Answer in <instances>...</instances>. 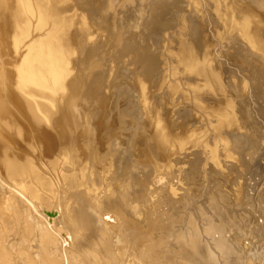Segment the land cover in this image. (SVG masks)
Listing matches in <instances>:
<instances>
[{"label":"bare ground","instance_id":"1","mask_svg":"<svg viewBox=\"0 0 264 264\" xmlns=\"http://www.w3.org/2000/svg\"><path fill=\"white\" fill-rule=\"evenodd\" d=\"M77 1L80 2L81 0ZM77 1L0 0V264H246L244 261L247 262L248 252L246 253L242 244L239 243V237L242 236L246 230L248 231L251 229V226H253L251 223L255 222L257 217L255 218V212L251 211V209L250 211L252 213L247 212L246 209L243 210L245 206L243 207L238 205L239 203L237 204L238 198L235 197V199L232 197L233 201L230 200L231 197H229V194L231 191L229 192V190L222 189L224 186L221 188V184L224 181H219V179L217 180L215 178L219 177L225 179L226 174L224 175L223 171L229 168L226 162L229 159V162L234 159V149L237 146L241 147V145H239L240 142H242L241 139L249 133V131L248 133L246 132V134L244 133L245 136L242 133L241 135L243 138L241 139H238V137H241L240 135L237 137V135H235L236 133H233L235 130L233 126L237 123L235 120H238L236 119L238 114L237 109L240 111L241 107L236 108V106H239L237 105L238 103L234 101L235 98L233 99L232 96H230L229 91H231V89H229V86L234 87L236 84H234V82L231 83L232 80L226 81L228 77L226 80L222 81V72H219L218 69L212 66L215 65V62H213L212 65L209 63V56H207L208 52L205 54L195 52L196 50H193L194 48H192V45H182L180 43L182 41H179L181 45L180 49H176L179 51H173L175 53L177 52L176 55L172 53L179 60L174 58V56L172 58H174V60L177 59L182 68L179 69V67H177L176 69L178 71H175H177V73H192V75H195L196 79H190V81L187 80L186 82L185 79L189 78L191 75L188 77L186 76L187 78H181V76L179 78L178 75L180 73L178 75L176 73L177 76L174 75V77H171L169 80L166 77L168 81L162 82L169 92L168 94L164 91L167 93L165 100H167L168 96L169 98L174 95L177 97L176 92L178 93L182 90L184 94L181 93L184 95V100L187 98L192 101L193 105L191 107L197 110L198 116L202 113H204V115L208 113L209 117L211 116L210 118L214 120V122H212L209 118L210 122H212L209 125L211 129L208 127V131H210L213 136H208L206 132L203 131V128L206 126H202L203 130L200 131L199 128L201 126L199 125L203 124H200L201 122H199V124L197 123L199 127L195 125L196 123H192L195 125L194 128L193 126H189L188 128L183 126L182 128L183 122H180L181 125L178 124L179 120L175 122V120H177V118H175L176 116L174 117L175 120L168 119L162 112L161 106L153 103V97L156 95L153 88H156L154 87L156 81H152L153 76H150L152 77L150 78L151 80L148 78L153 68H158L155 67L158 57H156V59L152 57V53L150 52L151 49L149 50L151 54H149V52L147 53L148 49L145 47L141 48L142 50L140 49V53L138 51V57L136 56L137 60L135 56L133 57L136 60L135 66L137 65V68H139V64L141 68V72L138 70L140 74L138 75L137 73L136 79H134L138 91L135 89L134 92L136 95L132 93L133 96L135 95V101L137 102L134 101L135 104L131 102V105H125L131 107H126L124 111H121L120 106H118L116 107L118 108V113H115L108 108L109 96L107 95L109 94L106 92V87L108 88L109 82L105 79L103 80L104 75H107V73H105L107 70L105 69L106 66L104 62L100 58H97L100 53L98 54L95 52L96 50H93V48L88 45L89 42H87L88 44L86 43L89 39L85 38L86 34L78 37H83L82 40L80 39L81 43L76 41L77 44L80 43V49L76 47V50L73 49V44L71 45V41L69 42V40L74 37L71 36L72 38L69 39L71 27L76 24L73 23L74 16H76V18L77 16H81L80 20L83 26H86L88 22H90L88 21L86 24L87 18L89 17L87 16L85 18L84 12L81 14L82 11H79L80 8ZM147 1L149 2L151 0ZM159 1L160 0H156L155 2L152 1L147 7L144 18V23H146L145 25L147 27H155V25L161 23L166 9L173 4L179 3L177 0ZM215 1L218 7H226L227 1L224 0V3L222 2L223 0H220L222 6L218 4L220 3L219 0ZM231 1L232 0H230V2ZM243 1L241 2L243 3ZM246 1L245 4L251 2L253 5L256 4L264 10V0ZM113 2L115 3V0H113ZM113 2L110 4H113ZM127 2L125 1L124 4L126 5ZM137 2L140 4V0H137ZM212 2L214 1L212 0ZM235 2L233 3L232 1L231 3L235 6L238 4ZM237 2H239V0ZM134 4L131 3L130 7L131 5L134 6ZM195 4L197 5V1ZM223 4H225V6H223ZM91 5L92 4H89L88 6L90 7ZM106 5L109 7V4ZM119 5H117V7ZM214 5L212 6L214 7ZM242 5L243 4H241V6ZM100 6H102V4ZM217 6L215 5L216 8L214 7V11L218 15V18L222 19L224 15L221 13L223 11L221 12V9ZM241 6L238 5L239 8H241ZM130 7L124 8L130 9ZM213 7L212 13L214 12ZM238 7L236 8L235 6L234 10L236 11ZM82 8L83 7H81V9ZM229 8L231 9V6H227L226 9L224 8V11L229 12ZM244 8H247V6ZM251 8L253 7L251 6ZM88 9L90 11V8ZM106 10L108 11V9ZM123 10L125 9H122V11ZM251 10L253 11V9ZM251 10L247 13L250 12L249 14H251ZM256 10L260 9L256 8L254 12ZM132 11L131 9L130 13L135 12ZM230 11L232 12V10ZM100 12L103 14L104 10ZM114 14L116 15V12ZM230 14L231 13H229V15ZM257 14L261 13L259 12ZM126 15L127 14H125L124 17L127 18ZM248 15L245 14L241 16L242 18L239 20L232 17L235 15L229 18L227 13V19H229V22L231 21V25L227 22L230 25V28L227 26V32L232 34L231 37L239 43V46H246V48L244 47L246 51H243L246 54L245 57L252 54L264 61V41H262L259 34L255 31L253 32L251 28L252 20H256L251 19L253 14L251 18L250 15ZM262 15L264 16L263 12ZM131 16V19H133V16L135 17L133 14ZM137 17H135V19H138ZM142 17L139 18L141 19ZM166 17H168V15ZM146 18H148V20H146ZM140 19L138 20L140 21ZM99 20H101V18H99ZM134 21L136 22L137 20ZM225 21H223L224 24H226ZM259 21L262 22V20ZM122 22L123 21H121L120 24L118 22L116 23L121 26L128 21ZM220 22L221 21L217 22L218 26ZM130 23L127 24V27ZM257 23H255L256 26H259ZM76 25L79 26L80 24L78 25L77 23ZM129 26L131 27V24ZM262 26H264V24L261 25V28L259 26V28L263 29L264 27L262 28ZM86 28L85 30H87ZM215 29L217 31L216 27ZM222 29L220 30L226 32V29ZM107 30L110 29L107 28ZM124 31H126V27ZM260 31L264 32L262 30ZM121 32L117 33V35H114L116 33H113V31L110 32L114 35L113 38L117 36L120 42L117 43V46H120L121 43L122 45L123 43L126 44L124 41L125 37L123 38V33ZM143 32L145 33V31ZM218 34L219 33H217V35ZM221 35L223 34L221 33ZM132 37L135 39V36L132 35L131 38ZM220 37L222 38L223 36ZM231 37L229 36V38ZM186 38L189 39L188 37ZM199 38L196 39V42L200 44H198V47L201 48V39L203 40V38ZM223 39L225 38L223 37ZM96 40L98 41V39ZM183 40L186 41L185 39ZM205 40H207V37ZM91 41L93 42L94 40L92 39ZM190 41L188 40V42ZM114 42L116 44V41ZM228 42H231L230 39ZM140 44L142 43L140 42ZM145 44L146 43H144V45ZM91 45L95 46L96 44ZM124 46L125 48L127 47L126 45H123V47ZM134 46L135 45L132 47L134 48ZM196 46L197 45H195V47ZM206 46L204 47L205 51L207 50L205 49ZM120 48L122 49V46H120L119 49ZM127 48L126 51L128 50ZM97 51L100 52L99 50ZM127 52L125 54H128ZM242 55L243 53L241 56ZM251 59H248L249 62H254V60ZM158 60L159 59H157V61ZM123 61H125L124 58ZM176 61L175 64L172 62L174 66L178 63H176ZM263 61L262 63L264 64ZM159 62L157 63L159 64ZM167 62H170L171 65V61ZM259 63L261 64V62ZM127 65H129V63ZM177 65L179 66V64ZM255 65L254 63V66ZM263 66L260 67L263 68ZM130 68L132 70L133 67ZM255 68L257 67L255 66ZM136 69H134L135 72ZM163 69L168 70V67ZM174 69L175 67L171 70ZM117 70L116 72H118ZM113 71L114 73H112L115 74V70ZM158 71L159 70L156 72ZM162 71L166 72L164 70H161V72ZM259 71L261 73L264 70ZM237 72L240 74L239 71ZM133 74H131V76H134ZM156 74L158 75L159 73ZM127 75L125 74L124 76ZM260 75L261 74L258 76L260 77ZM109 76L112 78L113 75ZM119 76L122 75L119 74ZM110 77L109 80L111 79ZM163 77L165 78V76ZM191 78L194 79L193 77ZM119 79H117V81ZM127 81H130L129 78ZM261 81L262 84H264V81ZM131 84H134V82L132 81L130 85ZM159 84L157 85L159 86ZM238 85L237 88H239ZM119 87L120 85H118V88ZM162 88L163 86L161 85V88L157 89ZM258 90L260 89L258 88ZM236 91L240 93L242 90L240 91L237 89ZM262 91H264V88ZM262 91L260 90L261 93ZM203 92L206 93L204 94ZM121 93L123 94V92ZM261 93H258V95L261 96ZM161 95L158 94L157 96L160 97ZM200 95H203L202 98L206 96V98H208V95H210L215 99H212L213 102L210 105L207 103V105L204 99V101H202V98L200 100ZM234 95L235 94H233V96ZM236 95L239 94L236 93ZM243 95H245V93ZM162 97L164 96L162 95ZM162 97L160 100L163 102L162 99L164 98ZM178 97L180 98V96ZM210 98H208V102ZM174 100L172 103H175ZM186 100L184 102L187 103ZM164 102L166 103L167 101ZM160 105H162V103ZM113 107L114 106H112V108ZM187 107L189 108V106ZM174 108L172 109L175 110ZM183 108L185 109V107ZM112 111L114 113H112ZM243 111H245V109ZM190 113L192 112L190 111ZM170 115L171 114H169V116ZM195 115L193 117H195ZM121 117L126 120H131V122L128 123L127 121L126 124H122L124 123L122 121L126 120H121L122 123H120L119 118ZM204 117L201 118L203 119ZM237 118H240V116ZM254 119L256 120V118ZM204 121L206 120L204 119ZM207 121L209 122V120ZM136 122L139 126L135 125ZM247 122H250L249 119ZM132 124L136 127L138 126V128L135 129L132 127ZM205 125L207 124L205 123ZM231 126L232 128H230V130L233 132L227 133L225 128L229 129ZM235 126L237 127V125ZM240 127H242V125H240L239 128ZM222 129L225 131V134H227H224L225 137L221 134L223 133L220 131ZM127 130L129 132L125 133ZM205 134L207 135L206 138L211 136L210 138H212L213 142L210 143L208 139L204 138L206 136ZM229 137L232 139L230 138V140ZM255 137H257V135ZM243 141L245 142L244 139ZM247 142L248 146H246V148L249 146L251 147V150H247L250 151L251 160L255 159L254 157H256L259 152L256 146L257 144L255 142L254 144H256V147H254V144H252L250 140ZM247 144L245 143V145ZM197 150H199L200 153ZM220 150L222 151L220 155H224L222 159L220 158L221 156H218ZM137 151L140 152V154H138ZM195 153L201 154L202 157H207V160L209 157V160L213 162L210 167L208 166L210 162H204L205 167L210 171L207 172L211 175L212 181L207 179L208 181L210 180L211 183L209 181L210 184H207L208 186L205 188L203 186L201 189L200 187H202L204 181L198 183V177L201 176V174L199 175L200 171H198V168L194 167V165L197 164L195 161L198 158V156L197 158L194 156L196 155ZM243 153L241 155H243ZM187 154L190 155L186 156ZM182 155L187 158H184V160L181 158ZM190 156L195 158V160L192 158V160H190L188 158ZM202 159L199 158L198 160L201 161ZM201 162L203 163V160ZM229 162L228 164H231V162ZM205 167L203 166V168ZM208 176H206V178ZM197 189L201 193L199 191L197 193ZM238 193L239 192H235V194H237L236 196H238ZM243 197L245 196L243 195ZM261 197H259L260 200H258V205H260L261 201H264ZM246 200H249V198ZM250 204L251 202L248 205ZM183 205L186 206L185 214L181 209L179 210ZM240 206L242 208H240ZM154 210L158 213L160 212L163 217L166 215L167 219L161 224L152 222L151 220L155 219V217L151 218L149 215L152 214ZM226 223L230 226L226 227ZM231 227L236 228L238 232V235L233 238L231 234L226 235L230 230L234 231V228ZM249 227L250 229H247ZM259 228L261 229V226ZM259 228H256L257 232L262 231V229L259 230ZM215 231L220 233V235L217 234L218 237H215ZM253 231L255 232V229ZM210 235L213 236L211 238H206ZM243 243L245 242L243 241ZM250 248L252 251L253 247ZM257 250L259 252V249ZM251 251H249L250 255L248 254L250 258L251 256L255 257V254L258 253L257 251L256 253H254L255 251ZM256 257L259 258L258 254ZM258 263L261 264L260 262Z\"/></svg>","mask_w":264,"mask_h":264},{"label":"rangeland","instance_id":"2","mask_svg":"<svg viewBox=\"0 0 264 264\" xmlns=\"http://www.w3.org/2000/svg\"><path fill=\"white\" fill-rule=\"evenodd\" d=\"M75 1V0H74ZM77 1V0H76ZM90 1H94V0H81L80 2L79 1H77L79 4V11L81 10L82 11V13L81 14H83V12H84V15H85V18L88 16L89 18H87L86 20V24H87V22L88 21H90L91 22V24H90V22H88V24L86 25V26H83L82 24H81V16L80 17H78L77 16V18H76V16H74L75 18L73 19V23H78V25L79 26H81V27H79V26H77L76 24H74V26L73 27H71V30H70V33H69V39L70 38H72L71 36H74L73 37V39H74V42H73V39H70L69 40V42L71 41V45H72V47H73V49H75L76 50V48H78V49H80V47L81 46H79V44L81 43V40H82V38L83 37H81V38H78V37H80L81 35L82 36H84L85 34V38H92L94 41V43L91 41L92 39H86L87 41H86V43L87 42H89V46L90 47H92L93 48V50H96L95 52H97L98 54H99V57H97V58H100L103 62H104V64H105V69L107 70V72H105V73H107V75H104V78H103V80L105 79L106 81H108L109 83V85H108V88L106 87V89H107V91L106 92H108L107 94H109V95H107V96H109V100H108V108L110 109V110H113L115 113L117 112V110H118V108H116V107H118V106H120V109H121V111H124V109L127 107V106H125V105H131L132 103L133 104H135L134 103V101L136 100V97H135V95H136V93L134 92L135 91V89H136V86H135V80L134 79H136V76H137V73H138V75L140 74L139 72H141V68H140V66H139V64H138V67L139 68H137V65L135 66V64H136V60H137V58H136V56L138 57V54L140 53V51L142 50L141 48H147L148 50H147V53L149 52V50H150V52L152 53H150L149 52V54H151V56L152 57H154L155 59H156V57H158L157 59H159L158 61H157V59H156V64H155V67H158V68H153V73L152 72H150V74H152V75H150L149 74V80H151L150 78H152V77H150V76H153V78H152V81H156L155 82V86L154 87H156V88H153V91H155V93H156V95L153 97V103L154 104H156V105H158V106H161V108H162V112L165 114V116L168 118V119H170V120H175L174 119V117L175 118H177V120H175V122L176 121H178V124L179 125H181V123H182V128H183V126H185V127H189V126H193V128L195 127V125L197 126L198 124H199V122H201L200 124H202V125H199V126H201L199 129H200V131L201 130H203V131H205L206 132V134L209 136V135H211V136H213V134H211L210 133V131H208L209 129H208V127H210L209 125H210V123H212V122H214V120H213V118H210L209 117V115H208V113L207 114H205L204 115V113H200L201 115H197V110L196 109H194V107H191L192 105H193V103H192V101L190 100V99H187V98H185V100L187 101V103L186 102H184L185 100H184V93H183V91L181 90H178V91H180V92H176V96L177 97H175V95L173 96V97H170L169 98V96L167 97V100H165L166 98H165V96L167 95V93L169 94V92H168V89H166V87H165V85H163L164 83H162V82H166V81H168L169 79H171V77H174V75L175 76H177L179 73V75H178V77L180 78V76H181V78H187L189 75H191V76H189V78H187V79H185L186 80V82H187V80L188 81H190V79L191 80H195L196 78H195V75L193 74L192 75V73L190 74H188V73H185V72H178L177 73V67H179V69L180 68H182V66L180 67V63L178 62V58L176 57V56H174V54H172V53H175V52H173V51H179V50H176V49H180V44H179V41H182V42H180L182 45L183 44H189V45H192L193 47L192 48H194L193 50L195 51V52H201L202 54H205L206 52H208L207 53V56H209L208 58H209V60L211 61H209V63H211V65H212V63L213 62H215L214 64L215 65H212L213 67H215L216 69H218L219 70V72H222L221 74H222V81L223 80H226V78H227V80L226 81H231V83H233L234 82V84H236V85H234V87H232V86H229V89H231V91H229L230 92V96H232V98L234 99V101L235 102H237L236 104L239 106V107H237L236 106V108H240V111H239V109H237V112H238V114H237V117L238 116H240V118H237L236 117V119H238L239 121L240 120H242L243 121V123H242V121H238V120H235L237 123H239L240 125H242V127H240L239 128V124H237L236 122V124L235 125H237V127L235 126H233V128L235 129L234 130V132L233 131H231L230 130V128H232V126L231 127H229V129L228 128H225L224 130L225 131H227V133H236L235 135H237V137H238V135H240L241 137H238V139H241V138H243V136L241 135L242 133L244 134H246V132L248 133V131H249V133H248V137L247 136H245V134H244V140H245V142L243 141V139H241L242 140V142H240V144L239 145H241V147H239V146H237L235 149H234V159H232L230 162H231V164H233V165H231V164H228V162H229V160L226 162L227 163V165L229 166V168H227L225 171H223L224 172V175H225V179H221V178H219V177H215L217 180L219 179V181H221V180H223L222 182L224 183H220L221 184V188L222 189H225V190H229V192H230V194H229V197H231L230 198V200H232L233 201V199H232V197L233 198H238L239 200L237 201V204L238 205H241V206H245L244 208H243V210H247V212H250V213H252L251 211H253V212H255V218H256V223L255 222H252L251 224L253 225V226H251V229H250V227L249 228H247V229H250V230H246L243 234L245 235H243L242 234V236H240L239 238H240V240H239V243L240 244H242V247L244 248V250L246 251V253H247V262L246 261H244V263H246V264H257L258 262H260L261 264H264V257H263V253H264V231H263V228H264V201H261L260 202V205H258V200H260V198L259 197H261L262 195V197H261V199H263L264 200V91H262L263 90V88H264V84H262V81L261 80H263L264 81V71H262L261 73H260V71L259 70H264V64L262 63V61H263V59H259V58H257L256 57V55H250V57L252 58H248V56L249 55H247L246 57H245V49H244V47L246 48V46H239V43L235 40V39H233L232 37H231V33L229 34L227 31H228V29H227V26H229L228 28H230V25H231V21L229 22V19H227V17L229 16V18H232V17H235V19H241L242 17L241 16H243V15H245V14H249V13H247L249 10H251V9H253V11L251 10V14H249L250 15V18L252 17V14H253V17L251 18V19H256V20H252L253 22L251 23V28H252V30H253V32L255 31L256 33H258L259 34V36H260V38L262 39V41H264V37H262V36H264V32H261L260 30H262V31H264V26H262V28L263 29H260L261 28V25H263L264 24V16L262 15V12L264 13V10L262 9V8H260L259 6H257L256 4V6L255 5H253V3H251V2H249V3H246L245 4V1H243V0H239V2H237L238 0H236V2H235V0H232L233 1V3L235 2V3H238V4H236L235 6H236V8L238 7V5L239 6H241V4H243L242 6H241V8H239L238 7V9H236V11L234 10V8H235V6H234V4L233 3H231L230 2V0L228 1V0H225V1H227L226 2V7H218L217 6V4H215V0H213L214 2H212V0H177V2H179V3H176L175 5L173 4L172 6H170V7H168L167 9H166V12H165V15H164V17H162V22L161 23H159V24H157V25H155V27H147L145 24L146 23H144V21H145V14H146V12H147V7H148V5L150 4V3H152V1H156V0H151V1H147V0H140V4H141V6H140V4H138V2H137V0H134V1H130V0H128V2H127V0H118V2H117V0H115V3L113 2V0H111V2H110V0H100V3L102 4V6H100L101 4L99 3V0L98 1H94L93 3L92 2H90ZM105 1V2H104ZM122 1V2H121ZM126 1L127 2V4L125 5L124 4V2ZM161 1H164V0H160L159 2H161ZM173 1V0H172ZM171 1V2H172ZM181 1V2H180ZM197 1V5L195 4V2ZM199 1V2H198ZM209 3H208V2ZM222 1V0H221ZM241 1H243V3L241 2ZM83 2H84V4H83ZM87 2H89V3H87ZM104 2V3H103ZM107 2V3H106ZM113 2V4H110V3H112ZM116 2H117V4H116ZM120 2H121V4H120ZM134 2H135V4H134ZM174 2H176V1H174ZM203 2V3H202ZM219 2H220V0H219ZM222 2H224V0L222 1ZM247 2V1H246ZM86 3V4H85ZM109 4V7H108V5H106V4ZM132 3V4H134V6L133 5H131V7H130V4ZM147 5H146V4ZM198 3H199V6H198ZM217 3H218V1H217ZM225 3V2H224ZM81 4V5H80ZM89 4H92L90 7L88 6ZM99 4V5H98ZM104 4H105V6L107 7H105L104 6ZM120 4V5H119ZM183 4V5H182ZM219 8V9H221V14L222 15H224L223 17H222V19H223V21H225V19H226V24H224V22L222 21V19H219L218 18V15L216 14V12L214 11L215 10V5ZM219 5H221L222 6V3L220 2V3H218ZM249 4H250V6H249ZM98 5V6H97ZM117 5H119L118 7H117ZM121 5H122V7H121ZM125 5V6H124ZM146 5V6H145ZM182 5V6H181ZM212 5H214V7L212 6ZM85 6V7H84ZM104 6V7H103ZM111 6V7H110ZM113 6V7H112ZM116 6V7H115ZM130 7V9H126V8H129ZM144 6V7H143ZM197 6H198V8H197ZM223 6H225V4H223ZM227 6H231V9L230 10H232V12L229 10V12H226V11H224V8L226 9L227 8ZM247 6V8H244V7H246ZM249 6V7H248ZM251 6L253 7V8H251ZM255 6V7H254ZM81 7H83L82 9H81ZM92 7V8H91ZM96 7V8H95ZM102 9H101V8ZM124 7H126V8H124ZM138 7V8H137ZM146 7V8H145ZM205 7V8H204ZM212 7L214 8L213 9V13H212ZM232 7H233V9H232ZM259 7V8H258ZM88 8H90V11H89V9ZM98 8V9H97ZM100 8V9H99ZM105 8V9H104ZM111 8H112V10H111ZM116 9V11H115V9ZM125 9V10H123V11H125V12H123L122 11V9ZM136 8V9H135ZM249 8H251V9H249ZM257 8V9H260V10H256L255 12H254V10ZM84 9V10H83ZM85 9H87V10H85ZM93 9V10H92ZM106 9H108V11L106 10ZM131 9L133 10V11H135L134 13H130L131 12ZM135 9V10H134ZM174 9H175V11H174ZM239 9H240V11H239ZM244 9V10H243ZM249 9V10H248ZM95 10V11H94ZM103 10H104V12H103ZM118 10V11H117ZM120 10H121V13H120ZM138 12H137V11ZM142 10V11H141ZM182 10V11H181ZM241 10H243V11H241ZM246 10H248V11H246ZM87 11V12H86ZM100 11H102L103 12V14L100 12ZM132 11V12H133ZM140 11V12H139ZM184 11V12H183ZM233 11H235V12H233ZM238 11V12H237ZM245 11V12H244ZM257 11H259L261 14H257V13H259V12H257ZM85 12H86V14H85ZM89 12V13H88ZM93 12V13H92ZM113 12V13H112ZM116 12V15L114 14ZM118 12V13H117ZM123 12V13H122ZM143 12V13H142ZM145 12V13H144ZM179 12V13H178ZM184 14H183V13ZM187 12V13H186ZM224 12H226V13H224ZM241 12H242V14H241ZM245 14H244V13ZM101 13V14H100ZM104 13H105V15H104ZM109 13H111V14H109ZM141 13V14H140ZM171 13V14H170ZM181 13V14H180ZM227 13H228V16H227ZM229 13H231L230 15H229ZM241 15H240V14ZM79 14V13H78ZM80 14V15H81ZM120 14H123V15H120ZM125 14H127L126 16H127V18L126 17H124L125 16ZM129 14V15H128ZM135 15V17H137L138 19H140L139 17H142L141 19H140V21L138 20V19H135V17L133 16V19H131V15ZM174 14V15H173ZM197 14V15H196ZM255 14V15H254ZM94 15H96V16H94ZM110 15V16H109ZM118 15V16H117ZM137 15V16H136ZM168 15V17H166ZM179 15V16H178ZM187 15V16H186ZM216 17H215V16ZM225 15H226V17H225ZM232 15H235V16H232ZM248 15V16H249ZM259 15V16H258ZM262 17H261V16ZM122 16V17H121ZM129 16H130V18H129ZM230 16H232V17H230ZM256 16V17H255ZM91 17V18H90ZM115 17V18H114ZM121 17V18H120ZM179 19H178V18ZM257 17H261L260 19L259 18H257ZM94 18V19H93ZM99 18H101V20H99ZM105 20H104V19ZM184 18V19H183ZM209 18V19H208ZM212 18V19H211ZM218 18V19H217ZM263 18V19H262ZM96 19V20H95ZM108 19V20H107ZM114 19V20H113ZM121 19V20H120ZM131 19V20H130ZM257 19H258V21H257ZM134 20H137L136 22L134 21ZM146 20H148V18H146ZM204 20V21H203ZM231 20V19H230ZM259 20H262V22L261 21H259ZM94 21V22H93ZM97 21H98V24H97ZM102 21V22H101ZM118 22L119 24H120V22L121 21H123V22H127V23H121L122 25L120 26V25H118V23H116V22ZM132 21V22H131ZM218 21H221L220 23H219V26H218V24H217V22ZM254 21H255V23H257V22H261V23H257V24H259V26H260V28H259V26L257 27L256 26V24L254 23ZM117 24H115V23ZM131 22V23H130ZM134 22V23H133ZM141 22H142V24H141ZM165 22V23H164ZM185 22V23H184ZM210 22V23H209ZM223 22V23H222ZM230 23V25L228 24V23ZM94 25H93V24ZM103 23V24H102ZM128 23H130L131 24V27L128 25V27H127V24ZM133 23V24H132ZM201 23V24H200ZM105 24H107V25H105ZM161 24V25H160ZM223 24H224V26L226 27H224L223 26ZM254 24V25H253ZM77 27H76V26ZM98 25V26H97ZM109 25V26H108ZM124 25V26H123ZM159 25V26H158ZM221 25H222V28L227 32H224V31H221L220 29H222L221 28ZM89 26H91V27H89ZM93 26V27H92ZM96 26V27H95ZM108 26V27H107ZM134 26V27H133ZM157 26V27H156ZM166 26V27H165ZM198 26V27H197ZM217 28V31H216V29H215V27ZM87 27V28H86ZM106 27V28H105ZM125 27H126V31H124V29H125ZM203 27V28H202ZM78 28H80V29H78ZM84 28V29H83ZM85 28L87 29V30H85ZM95 28V29H94ZM97 28V29H96ZM102 28V29H101ZM107 28L108 29H110V30H107ZM137 28V29H136ZM141 28V29H140ZM201 28V29H200ZM218 28H220V29H218ZM75 29V30H74ZM82 29V30H81ZM122 30V32H121V30ZM129 29V30H128ZM131 29V30H130ZM222 29V30H223ZM77 30V31H76ZM79 30V31H78ZM81 30V31H80ZM84 30V31H83ZM119 30V31H118ZM139 30V31H138ZM141 30V31H140ZM192 30V31H191ZM195 30V31H194ZM207 32H206V31ZM258 30V31H257ZM85 31H86V33H85ZM111 31H113V33H116V34H114V35H117V33H123V38H124V41L126 42V44L125 43H123V45H126L127 47L129 46V45H131V46H129L127 49L129 50H127L126 51V48H125V46L123 47V45H122V43H121V45L120 46H122V49L120 48L119 49V47L120 46H117L118 44V38H117V36L116 37H114L113 38V36L114 35H112V33H110ZM115 31V32H114ZM128 31V32H127ZM143 31H145V33L143 32ZM159 33H158V32ZM212 31V32H211ZM107 32V33H106ZM125 32H127V33H125ZM184 32V33H183ZM205 32V33H204ZM259 32H261V33H259ZM89 35H88V34ZM154 33V34H153ZM217 33H219L220 34V36H223L225 39H223V37L221 38L220 36H219V34L217 35ZM221 33L223 34V35H221ZM76 36H75V35ZM159 34V35H158ZM183 34H185V35H182ZM198 34V35H197ZM204 34V35H203ZM78 35V36H77ZM102 35V36H101ZM105 35H107V36H105ZM108 35H111V36H108ZM135 36V39H134V37H132L131 38V36ZM145 35V36H144ZM89 36V37H88ZM90 36H93V37H90ZM129 36V37H128ZM169 36V37H168ZM180 36H182L183 37V39H185L186 41H184L183 39H182V37H180ZM198 36V37H197ZM207 37V40H205V38ZM229 36L231 37V38H229ZM137 37V38H136ZM140 37V38H139ZM186 37H188L189 39H187ZM203 38V40L201 39V43H202V46H201V48H199L198 47V44H197V38ZM227 37V38H226ZM117 38V39H116ZM199 38V39H200ZM81 39V40H80ZM96 39H98V41L96 40ZM103 39V40H102ZM132 39H134V40H137L138 42H139V40H140V42L142 43V44H140V42L138 43L137 41H134V40H132ZM143 39V40H142ZM161 39V40H160ZM190 39H191V41H190ZM195 39V40H194ZM212 39V40H211ZM221 39H223V40H221ZM228 39V40H227ZM229 39H230V41L231 42H228L229 41ZM100 40V41H99ZM107 40V41H106ZM109 40V41H108ZM151 40V41H150ZM163 40V41H162ZM188 40L190 41V42H188ZM210 40H211V42H210ZM227 40V41H226ZM80 42V43H78L77 44V42ZM105 41V42H104ZM114 41H116V44H115V42ZM129 41V42H128ZM131 41V42H130ZM132 41H134L135 42V44H134V42H132ZM170 41V42H169ZM195 42V44H194V42ZM206 41V42H205ZM213 41V42H212ZM225 41V42H224ZM232 41H234V42H232ZM76 42V43H75ZM92 42V43H91ZM128 42V43H127ZM150 42V43H149ZM186 42V43H185ZM188 42V43H187ZM205 44H204V43ZM207 42H208V44L210 45H208L207 44ZM210 42V43H209ZM221 42V43H220ZM97 43H98V45H97ZM112 43V44H111ZM120 43V42H119ZM131 43H133V44H131ZM137 43H138V45H141V46H138L137 45ZM144 43H146L145 45H144ZM226 43V44H225ZM231 43V44H230ZM237 43H238V46H239V48H238V46H237ZM91 44H96L95 46H93V45H91ZM206 44H207V46H209V47H207L206 46ZM87 45V46H88ZM105 45V46H104ZM133 45H135L134 46V48L132 47ZM195 45H197L196 47H195ZM200 45V44H199ZM203 45H205L206 46V48L205 49H207L206 51L204 50V47L205 46H203ZM222 45V46H221ZM100 46H102V47H100ZM118 47V48H116V47ZM144 46V47H143ZM172 46H173V50H172ZM178 46V47H177ZM215 46V47H214ZM231 46V47H230ZM235 46V47H234ZM76 47V48H75ZM138 47H139V50H138ZM155 47V48H154ZM226 47V48H225ZM242 47V48H241ZM104 48H105V50H104ZM123 48H124V50H123ZM132 48V49H131ZM203 48V49H202ZM209 48V49H208ZM223 48V49H222ZM134 49V50H133ZM141 49V50H140ZM157 49V50H156ZM171 49V50H170ZM211 49V50H210ZM229 49V50H228ZM242 49V50H241ZM97 50H99L100 52H98ZM108 50V51H107ZM113 50V51H112ZM120 50V51H119ZM122 50H123V52H122ZM159 50V51H158ZM200 50V51H199ZM218 50V51H217ZM226 50V51H225ZM107 51V52H106ZM110 51V52H109ZM112 51V52H111ZM118 51H119V53H118ZM135 51V52H134ZM138 51H139V53H138ZM153 51V52H152ZM170 51V52H169ZM172 51V52H171ZM217 51V52H216ZM225 51V52H224ZM244 51V52H243ZM107 54H106V53ZM116 52V53H115ZM128 53V54H125V53ZM134 52V53H133ZM215 52V53H214ZM221 52V53H220ZM227 52V53H226ZM232 52H234V53H232ZM243 53V55L242 56H244V57H242L241 56V54ZM96 53V54H97ZM102 53V54H101ZM121 53V54H120ZM164 53V54H163ZM177 53V52H176ZM176 53H175V55H176ZM210 53V54H209ZM214 53V54H213ZM218 53H219V55H218ZM239 53H241V54H239ZM97 54V55H98ZM122 54H124V55H122ZM131 54V55H130ZM201 54V55H202ZM154 55V56H153ZM172 55V56H171ZM211 55V56H210ZM225 55V56H224ZM110 56V57H109ZM131 58H130V57ZM135 56V58H136V60L133 58ZM174 56V58H177V59H175L174 60V58H172ZM222 56H223V58H222ZM106 57V58H105ZM114 59H113V58ZM116 57H118V58H116ZM121 57V58H120ZM126 57V58H125ZM214 57H215V59H214ZM238 57V58H237ZM242 57V58H241ZM254 57V58H253ZM105 60H103V59ZM123 58H124V60L125 61H123ZM173 59V61H172V59ZM212 58V59H211ZM244 58V59H243ZM108 59V60H107ZM112 59V60H111ZM121 59H122V61H123V63H122V61H121ZM131 59H132V61H131ZM161 59V60H160ZM171 59V60H170ZM218 59V60H217ZM222 59V60H221ZM225 59V60H224ZM246 59V60H245ZM248 59H251V60H254V62L253 61H251L252 62V64H251V62H249V60ZM126 60H127V62H126ZM163 60V61H162ZM177 60V61H176ZM213 60H215V61H213ZM235 60V61H234ZM243 60V61H242ZM257 60V61H256ZM262 60V61H261ZM129 61V62H128ZM160 61V62H159ZM167 61H171V65H170V62H167ZM175 61H176V63L177 64H179V66L176 64V66H174V64H175ZM119 62V63H118ZM134 64H132V63ZM157 62H159V64L157 63ZM164 62V63H163ZM172 62L174 63V64H172ZM221 62V63H220ZM257 62V63H256ZM259 62H261V64L259 63ZM264 62V61H263ZM129 63V65H127ZM163 63V64H162ZM218 63H219V65H218ZM234 63V64H233ZM254 63L256 64L255 66L257 67V68H255V66H254ZM106 64H109V65H106ZM162 66H161V65ZM170 66H169V65ZM217 64V65H216ZM221 64V65H220ZM236 64V65H235ZM247 66H246V65ZM258 64V65H257ZM112 65V66H111ZM133 65V66H132ZM159 65V66H158ZM251 65V66H250ZM119 68H118V67ZM127 66V67H126ZM161 66V67H160ZM168 67V70L167 69H163V68H167ZM175 67V69L174 70H171V69H173L174 67ZM220 66V67H219ZM249 66V67H248ZM259 66V67H258ZM263 66V68H261V67ZM130 67H133L132 68V70H131V68ZM170 67H171V69H170ZM246 67V68H245ZM254 67V68H253ZM121 68H123V69H121ZM127 68V69H126ZM137 68V69H136ZM160 68H162V69H160ZM229 68V69H228ZM253 68V69H252ZM259 68V69H258ZM109 69V70H108ZM118 69V70H117ZM134 69H136V72H135V70ZM159 70L158 72H156L157 70ZM170 69V70H169ZM221 69H223V70H221ZM233 71H232V70ZM237 69V70H236ZM249 69V70H248ZM251 69V70H250ZM112 70V71H111ZM113 70H115V72H116V70L119 72H116L117 73V75H116V73L115 74H113L114 73V71ZM138 70H140L139 72H138ZM161 70H164V71H166V72H161ZM175 70H177V71H175ZM236 70V71H235ZM256 70H258V71H256ZM129 71V72H128ZM133 71V72H132ZM180 71V70H179ZM227 71V72H226ZM234 72V73H232V72ZM237 71H239V73L240 74H242V75H240V74H238V72ZM245 71V72H244ZM248 71V72H247ZM256 71V72H255ZM110 72V73H109ZM113 72V73H112ZM170 72V73H169ZM253 73V75H252V73ZM129 73V74H128ZM133 73H135V74H133ZM156 73H159L158 75L156 74ZM162 73H163V76H165V78L162 76ZM175 73V74H174ZM176 73H177V75H176ZM227 73V74H226ZM113 75L112 76V78L109 76V75ZM119 74H121L122 76H119ZM127 75V76H124V75ZM131 74H133L134 76H131ZM143 74V73H142ZM164 74H166V75H164ZM186 74V75H185ZM224 74V75H223ZM257 74V75H256ZM259 74H261L260 75V77L258 76ZM116 75V76H115ZM168 75V76H167ZM170 75V76H169ZM227 75V76H226ZM255 75H256V77H255ZM107 76H109L111 79H113V80H109V77H107ZM115 76V77H114ZM157 76V77H156ZM187 76V77H186ZM232 76V77H231ZM235 76H236V78H235ZM241 76V77H240ZM243 76V77H242ZM246 76V77H245ZM248 76V77H247ZM252 76V77H251ZM119 77H120V79H119ZM125 77V78H124ZM126 77H127V79H126ZM132 77V78H131ZM134 77V78H133ZM162 77H163V79H162ZM168 78V80H166L167 78ZM191 77H193L194 79H192ZM115 78V79H114ZM123 78V79H122ZM128 78H129V80L130 81H127L128 80ZM144 78H146V77H144ZM160 80H159V79ZM233 78V79H232ZM239 78H240V80H242V81H240L239 80ZM245 78V79H244ZM108 79V80H107ZM117 79H119L118 81H117ZM126 79V80H125ZM133 79V80H132ZM156 79V80H155ZM249 79V80H248ZM115 80V81H114ZM123 82H122V81ZM134 82V84H131L130 85V83H132V81ZM157 80H158V83H157ZM184 80V79H183ZM245 80H247V81H245ZM252 80V81H251ZM256 80V81H255ZM105 81V82H106ZM151 81V82H152ZM161 81V82H160ZM251 81V82H250ZM258 81V82H257ZM118 82V83H117ZM121 82V83H120ZM128 82V83H127ZM159 82H160V84H159ZM192 82H194V81H192ZM236 82V83H235ZM260 82V83H259ZM230 83V82H229ZM243 86H241L240 84ZM264 83V82H263ZM111 84V85H110ZM157 84H159V86L157 85ZM226 84V83H225ZM240 86H239V85ZM251 84H253V85H251ZM115 85V86H114ZM118 85H120V87L118 88ZM134 85V86H133ZM153 85H154V83H153ZM161 85L163 86V88L162 89H157V88H161ZM237 85H238V87L239 88H237ZM261 85V86H260ZM132 86V87H131ZM158 86V87H157ZM226 86H227V84H226ZM235 86H236V88H235ZM247 86H248V88H247ZM122 87H123V89H122ZM134 87V88H133ZM165 87V88H164ZM232 87V88H231ZM241 87V88H240ZM254 87H255V89H254ZM113 88V89H112ZM116 88H117V90H116ZM130 88V89H129ZM237 90V89H239L241 92L240 93H238L235 89ZM258 88L262 91V93L260 92V90H258ZM262 88V89H261ZM166 89V90H165ZM249 89V90H248ZM114 90V91H113ZM116 90V91H115ZM163 92H162V91ZM235 90V91H234ZM126 91H128V92H126ZM136 91H138L137 89H136ZM158 91H160V92H162V93H160V92H158ZM164 91H166L167 93H165ZM247 91V92H246ZM255 91H257V92H255ZM116 94H115V93ZM121 92H123V94L121 93ZM183 94H182V93ZM119 95H118V94ZM131 93V94H130ZM132 93L133 94H135L134 96L132 95ZM154 93V92H153ZM154 93V94H155ZM204 94L206 93V92H203ZM232 93V94H231ZM236 93L237 94H239V95H236ZM245 93V95H243ZM250 93H251V95H250ZM258 93L260 94L261 93V96L263 97H261L260 95H258ZM122 94V95H121ZM127 94V95H126ZM129 94V95H128ZM163 95L164 97H162V95L159 97V96H157V95ZM203 94V95H204ZM233 94H235L234 96H233ZM240 94H241V96H240ZM248 94V95H247ZM255 94V95H254ZM257 94V95H256ZM203 95H200L199 96V98H200V100H201V98H202V96ZM111 96H112V99H111ZM119 96H121V97H119ZM132 96V97H131ZM178 96H180V98L178 97ZM210 95H208V98H210L209 99V102H208V98H206V97H203L202 98V101H204L206 104L208 103L209 105L213 102L212 101V99L214 100L215 98H212V96H210ZM237 96H239V97H237ZM117 99H116V98ZM133 97H134V99H133ZM161 97L162 98H164V99H162L163 100V102L160 100L161 99ZM182 97V98H181ZM246 97V98H245ZM249 99H248V98ZM260 97V98H259ZM115 98V99H114ZM133 100H132V99ZM168 98H169V100H168ZM172 98H173V100H174V102L175 103H172L173 102V100H172ZM239 99V101H238V99ZM245 98V99H244ZM125 99V100H124ZM127 99V100H126ZM158 99H159V101H158ZM204 99V100H203ZM236 99H237V101H236ZM114 102H113V101ZM120 101V103H119V101ZM132 100V101H131ZM156 100V101H155ZM178 100V101H177ZM190 100V102H189V104H188V101ZM206 100H207V102H206ZM211 100V101H210ZM245 100V101H244ZM252 100V101H251ZM164 101H167L166 103L164 102ZM180 101V102H179ZM181 101H183V102H181ZM263 101V102H262ZM130 102V103H129ZM132 102V103H131ZM135 102H137V101H135ZM158 102V103H157ZM159 102H161L162 103V105H160L161 103H159ZM242 102H243V104H242ZM250 102V103H249ZM257 102V103H256ZM262 102V103H261ZM110 103H111V106H110ZM114 103H116V104H114ZM169 103H171V104H169ZM190 103H192V104H190ZM239 103H240V105H239ZM259 103V104H258ZM177 104H178V106H177ZM180 104V105H179ZM207 104V105H208ZM246 104V105H245ZM255 104V105H254ZM116 105V106H115ZM170 105V106H169ZM246 107H248V108H246ZM249 105V106H248ZM260 105H262V106H260ZM112 106H114L113 108H112ZM187 106H189V108L187 107ZM206 106V105H205ZM254 106H255V108H254ZM131 106H128L127 108H130ZM175 107V108H174ZM183 107H185V109L183 108ZM206 107H208V106H206ZM242 107H245V108H242ZM250 107V108H249ZM253 107V108H252ZM261 107V108H260ZM164 108V109H163ZM171 108V109H170ZM172 108H174L175 110H173ZM183 108V109H182ZM258 108V109H257ZM260 108V109H259ZM169 109V110H168ZM245 109V111H243ZM249 109V110H248ZM262 109V110H261ZM172 110V111H171ZM185 110H187V111H185ZM247 110V111H246ZM112 111V113H114ZM168 113H167V112ZM171 113H170V112ZM190 111L192 112V113H190ZM194 111V112H193ZM196 111V112H195ZM252 111V112H251ZM261 111V112H260ZM174 112V113H173ZM187 112H188V114H187ZM239 112H241V113H239ZM243 112V113H242ZM255 114H254V113ZM118 113V112H117ZM167 113V114H166ZM176 113V114H175ZM190 113V114H189ZM195 113H196V115H195ZM245 113V114H244ZM169 114H171L170 116H172V117H170L169 116ZM174 114V115H173ZM199 114V113H198ZM242 114V115H241ZM248 114V115H247ZM192 117H191V116ZM195 115V117H193ZM206 117H204V116ZM208 115V116H207ZM255 115V116H254ZM179 116V117H178ZM191 118H190V117ZM245 116H247L248 117V119H249V121L250 122H247L248 121V119H247V117H245ZM259 116V117H258ZM170 117V118H169ZM197 117V118H196ZM201 117H204L203 119L201 118ZM243 117V118H242ZM245 117V118H244ZM250 117V118H249ZM184 118V119H183ZM200 118V119H199ZM211 119V121L212 122H210V119ZM242 118V119H241ZM254 118H256V120L254 119ZM120 120V123H122V122H124V123H122V124H126L127 123V121H128V123L129 122H131V120H126V119H123L122 117L121 118H119ZM192 119V120H191ZM197 119V120H196ZM199 119V120H198ZM204 119L206 120V121H204ZM247 119V120H246ZM121 120H126V121H122L121 122ZM207 120H209V122L207 121ZM263 121V122H262ZM181 122V123H180ZM191 122V123H190ZM186 123H187V125H186ZM192 123H196L195 125L194 124H192ZM198 123V124H197ZM205 123L207 124V125H205ZM184 124V125H183ZM250 124V125H249ZM133 125V124H132ZM135 125H138V123L136 122V124ZM135 125H133L132 127H134L135 129L136 128H138V126L136 127ZM257 125V126H256ZM260 125V126H259ZM199 126H197V127H199ZM207 127V130H206V127L205 128H203V127ZM243 126H245V127H243ZM255 126V127H254ZM184 127V128H185ZM190 127V128H191ZM251 127H253V128H251ZM258 127V128H257ZM261 127V128H260ZM203 128V129H202ZM246 128V129H245ZM257 128V129H256ZM210 129H211V127H210ZM228 129V130H227ZM237 129V130H236ZM240 130V132L241 131H244V132H239V130ZM248 129V130H247ZM259 129H260V132H259ZM231 132H230V131ZM257 130V131H256ZM221 132H223V133H221L223 136H224V134H225V131H223V129L222 130H220ZM238 131V132H237ZM256 131V132H255ZM127 132H129L128 130L125 132V133H127ZM140 132V131H139ZM209 132V133H208ZM218 132V131H217ZM251 132V133H250ZM237 133H239V134H237ZM261 133V134H260ZM205 134V135H206ZM218 134V133H217ZM250 134V135H249ZM254 134H255V136L257 135V137H255L254 136ZM207 135L204 137V138H206L207 137ZM225 135H227V134H225ZM210 136V137H211ZM206 138V139H208L209 141H210V143L211 142H213L212 141V138ZM225 137V136H224ZM262 137V138H261ZM231 137H229V139H230ZM235 138H236V136H235ZM246 138V139H245ZM253 138V139H252ZM138 139V138H137ZM232 139V138H231ZM230 139V140H231ZM257 141H256V140ZM240 140V141H241ZM248 140H250L251 142H252V144H254L255 142H256V144H254L253 146L254 147H256L257 146V149H258V155H256V157H254L255 159H252L251 160V157H250V151H247V150H251V147L249 146V147H247L246 148V146H248ZM259 140H261V141H259ZM260 142V143H259ZM143 143V142H142ZM245 143L247 144V145H245ZM223 144V143H222ZM258 144H259V146H258ZM243 145V146H242ZM256 145V146H255ZM220 147L222 148V145L220 144ZM221 148H219V149H221ZM245 148V149H244ZM255 149V148H254ZM222 150V149H221ZM220 150V152H218V156H221L220 158L222 159V157L224 158V155L222 156V155H220L221 153H222V151ZM241 150H242V153H243V155H241L242 153H241ZM199 153H200V151L199 150H197ZM237 151V152H236ZM138 152V151H137ZM246 152V153H245ZM199 153H195L196 155H194L196 158H197V156H198V158H197V160L195 161L197 164L196 165H194V167H196V168H198V171H200L199 172V175L201 174V176H199L198 177V180H199V182L196 180V179H194V180H196L198 183H202L203 181V183H202V187H200V189L201 188H203V186H204V188L205 187H207L208 185L207 184H210L211 183V181H212V178H211V175H209V173L208 172H210V171H208V168L207 167H205V164H204V162H206L207 161V163L208 162H210V163H208V166L210 167L211 166V163L213 164V162H211V160H209V157H208V160H207V157H202V155L201 154H199ZM138 154H140V152H138ZM248 154V155H247ZM188 155H190V154H187L186 156H188ZM199 155H201V156H199ZM206 155L208 156V154L206 153ZM184 157L183 155H182V157L181 158H187V157ZM247 156H249V157H247ZM245 157V158H244ZM190 160H192V159H194L195 160V158H193L192 156H190V157H188ZM192 158V159H191ZM199 158H203L202 160H203V163L200 161V160H198ZM182 159V160H183ZM205 159V160H204ZM242 159V160H241ZM185 160V159H184ZM183 160V161H184ZM245 160V161H244ZM249 160V161H248ZM251 160V161H250ZM248 161V162H247ZM201 162V163H200ZM229 162V163H230ZM248 163H249V166H248ZM243 164V165H242ZM200 166V167H199ZM203 166L205 167V168H203ZM245 166V167H244ZM213 167V166H212ZM246 168H247V170H246ZM249 168V169H248ZM206 169V170H205ZM229 169V170H228ZM231 169V170H230ZM205 170V171H204ZM219 170H222V169H219ZM208 171V172H207ZM212 171V170H211ZM207 174H206V173ZM206 174V176H208L207 178H206V176H205V174ZM230 174V175H229ZM216 176H218L217 174H215ZM234 175H236V176H234ZM203 177V178H202ZM227 177V178H226ZM255 177V178H254ZM206 178V179H205ZM234 178V179H233ZM245 178V179H244ZM207 179H210L209 181H210V183H209V181L207 180ZM232 180V181H231ZM191 181H193V180H191ZM206 181V182H205ZM229 181V182H228ZM234 182V183H233ZM240 182V183H239ZM236 183V184H235ZM232 184H234V185H232ZM244 185V186H243ZM236 188H235V187ZM198 189L196 190V192L198 193ZM234 193H233V192ZM262 191V192H261ZM200 192V191H199ZM235 192H239L238 193V196H236L237 194H235ZM243 192H244V194H243ZM201 193V192H200ZM233 193V194H232ZM248 195H247V194ZM256 193V194H255ZM261 194V195H260ZM243 195L245 196V197H243ZM246 196H247V198H246ZM253 197H254V199H253ZM235 198V199H236ZM243 198V199H242ZM244 198H246V199H248L249 198V200H246V199H244ZM250 199H251V201H250ZM245 202H244V201ZM252 200H255V201H252ZM251 202V204L250 205H248L249 203ZM243 203H245V204H243ZM254 204V205H253ZM256 204V205H255ZM237 205V206H238ZM181 206V205H180ZM240 206V208H242ZM246 206H247V208H246ZM250 206V207H249ZM185 207L186 206H182L181 208H179V210L181 209L182 211H183V213L185 214V212H186V210H185ZM236 207V206H235ZM250 209H251V211H250ZM249 210V211H248ZM257 214V215H256ZM149 217H151V218H153V217H155V219H152L151 221L152 222H155L156 224H161V223H163L164 221H165V219H167V217H166V215H165V217H163V216H161V214H160V212L158 213L157 211H153V213L152 214H150L149 215ZM259 223H258V222ZM151 222V223H152ZM223 226V225H222ZM227 226H230V225H227V223H226V227ZM258 226V227H257ZM261 226V229H262V231H256V228H259ZM263 226V227H262ZM252 227H254V228H252ZM231 228H234V227H231ZM255 229V232L253 231V230ZM260 228H259V230H261ZM226 230V229H225ZM253 231V232H252ZM247 232V233H246ZM215 237H218V235H220V233L219 232H216L215 231ZM218 234V235H217ZM231 234V237L233 238V237H235V236H237L238 235V232H237V229L236 228H234V231L233 230H230L229 231V233L227 232L226 233V235H230ZM213 235H210V236H207L206 238H211ZM253 236V237H252ZM241 237H242V239H241ZM250 239V240H249ZM242 240V241H241ZM243 241L245 242V243H243ZM249 241V242H248ZM253 242H254V244H253ZM247 244V245H246ZM253 244V245H252ZM255 245V246H254ZM248 246V247H247ZM250 247H253L252 248V251H251V248ZM249 248V249H248ZM251 251V252H254V253H256V251L258 252V250L257 249H259V252L257 253L258 254V256H259V258L261 259H259V258H257L256 256H257V254H255V257H252L251 256V258H250V252L248 251ZM256 249V250H255ZM261 249V250H260ZM263 251V252H262ZM262 252V253H261ZM262 255H261V254ZM249 254V255H248ZM252 255H254L253 253H251ZM261 255V256H260ZM251 259V260H250ZM262 261V262H261ZM257 262V263H256ZM259 264V263H258Z\"/></svg>","mask_w":264,"mask_h":264}]
</instances>
